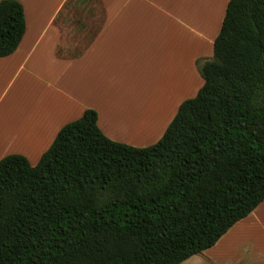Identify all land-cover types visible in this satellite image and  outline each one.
Masks as SVG:
<instances>
[{"label":"trees","instance_id":"1","mask_svg":"<svg viewBox=\"0 0 264 264\" xmlns=\"http://www.w3.org/2000/svg\"><path fill=\"white\" fill-rule=\"evenodd\" d=\"M25 31L23 4L0 0V57ZM196 63L203 85L151 145L87 108L36 164L0 159V264H180L264 200V0H229Z\"/></svg>","mask_w":264,"mask_h":264},{"label":"rangeland","instance_id":"2","mask_svg":"<svg viewBox=\"0 0 264 264\" xmlns=\"http://www.w3.org/2000/svg\"><path fill=\"white\" fill-rule=\"evenodd\" d=\"M105 1L111 5L129 4L134 8L143 7L141 10H145L146 13L137 11L128 16L130 22L125 24L126 26L122 23L117 24V34L110 36L114 47L105 52L98 48L83 62H70L66 65L44 59L46 56L37 57L36 60L40 59L37 71L42 77H32L28 80L21 75L17 78L14 88L0 107V123H3V126L0 124L1 130L2 127H14L11 122L22 118L28 119L27 113L22 115L19 112L21 107H14L19 103V86L24 90L30 88L40 92L47 90L45 82L48 81L51 88L45 91L46 95L40 94L42 103L48 104L54 98L57 102H64L63 96L54 91L60 89V86L64 87L74 97L67 101V104L74 106L77 102H82L97 107L101 112L103 126L109 127L120 138H130L135 145L148 146L162 136L178 101L184 95L185 99L196 95L194 91L197 84L202 83L203 78L198 71V75L194 73L196 69L193 58L213 37V30L218 24L217 20L222 17V8L226 0ZM99 3V0H85L83 3L77 0L69 1L70 6L77 8L75 13L65 20L71 22L78 31L73 50L79 51L86 43L83 41L82 44L78 29L80 7L84 9ZM157 6L168 8L182 16L184 26L166 14H159L155 8ZM93 24L94 28L89 30L91 33L87 36L88 39L93 37L96 31L97 23ZM66 48L62 45L60 52L65 53ZM212 58L213 54L204 55L199 57V60L202 63ZM7 77L8 74L5 80L0 81V88L6 83ZM22 78L25 81H22ZM195 78H198V81L191 86ZM144 107L148 108H145L146 114H149L146 117L141 116ZM123 114L131 117L133 121L140 119L135 128L138 135H132L130 132L135 124L122 125L120 121L118 122L119 115ZM16 144L17 140L14 141V145ZM40 157L39 155L27 158L32 164H36ZM259 215L262 220L255 225L243 223L238 225L237 228L244 227L242 228L244 233L236 238L235 248L241 242L252 240L264 250V205ZM234 232L233 229L232 234Z\"/></svg>","mask_w":264,"mask_h":264},{"label":"crops","instance_id":"3","mask_svg":"<svg viewBox=\"0 0 264 264\" xmlns=\"http://www.w3.org/2000/svg\"><path fill=\"white\" fill-rule=\"evenodd\" d=\"M18 1L24 6L26 31L15 52L0 57V81L5 80V76L8 74L6 83L0 88V107L14 88L18 77L20 78L21 75H23V77L28 78V80H31L32 77H42L39 71H37V69H39L38 60H40H36L37 57L43 58V56H46L47 58L44 59L54 63H64L66 65L70 62H83L98 48H101V52H105L109 48L114 47L110 36L117 34V24H128L130 22L128 18L129 15H133L137 11L145 12V10H141L143 7L134 8L129 4L111 5L106 4L105 0H99V5L87 6L84 9L80 7L78 29L81 37H79L82 44L84 43L83 41L86 43L79 51H75L73 48H75V39L78 38H76L78 31L72 26L71 22L65 21L77 10L76 7L69 5L70 0ZM77 1L83 3L81 0ZM228 1L229 0H226L223 5L222 17L217 20L218 24L213 30V37L208 40L204 49L193 58V64L196 69L194 73H197V75L199 68L196 61L199 57L214 54V41L220 31ZM155 8L159 14H166L181 26H184L183 17L176 14L174 11L160 6ZM93 23H97L96 31L93 37L88 39L87 36L91 33H89V30H93L94 28ZM62 45L67 47L65 53L60 52ZM31 62H33V65H31ZM8 71L10 72L8 73ZM21 80L25 81L24 78ZM196 81H198V78H195L191 86L194 85ZM45 83L47 85V90L45 91H49L51 88L50 82L48 83L47 81ZM203 83L204 78L202 83L199 82L197 84L194 94H197ZM45 91L39 92L37 89L30 88L24 90L23 87L19 86V103L18 105H14V107H21L19 112L22 115L27 113L28 119L25 120L22 118L14 123L11 122V124L15 125L14 127H2L3 129H0V159L6 154L11 153L23 154L26 157L42 156L50 147L63 125L79 118L87 108L97 109V107L93 105L82 104V102H77L74 106L67 104L66 102L71 101L74 97L70 91L61 86L60 89L57 88L54 91L55 93L58 91V95L63 96L64 102H57L54 98L48 104H44L42 103L40 94L46 95ZM26 94L28 96H26ZM183 100H185V95L178 101L172 117H170L166 123L164 132ZM148 107H150V105ZM145 108L148 109L144 107L141 114L142 117L149 115L146 114ZM170 108H172V104ZM97 112L98 125L108 137L116 141L122 142L123 140L125 143L135 145V142L129 140L130 138H120L115 135L109 127L103 126L101 123V112L99 109H97ZM125 116L124 114L119 115L118 122L120 121L122 125L126 123L135 124L134 129L130 132L132 135H138L135 128L137 126L136 123L139 122L140 119L133 121L131 117ZM0 124L3 126L2 122ZM5 125H7V121ZM9 129L10 131H8ZM160 138H158L157 141ZM15 140H17L16 145H14ZM135 146H139V144ZM263 205L264 200L249 215L237 221L213 246L205 249L201 253L190 256L180 264H264V250L263 248H259L252 240L241 242L236 248L234 247L235 241L237 240L236 238H239L238 236L244 233L242 229L244 227L237 228L238 225H240V223H243V225H255L259 223V220H262L259 213H262ZM233 229L235 231L234 234H232Z\"/></svg>","mask_w":264,"mask_h":264}]
</instances>
